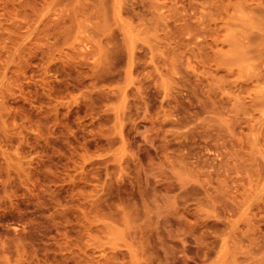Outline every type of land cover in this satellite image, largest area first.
<instances>
[{
  "label": "rangeland",
  "instance_id": "obj_1",
  "mask_svg": "<svg viewBox=\"0 0 264 264\" xmlns=\"http://www.w3.org/2000/svg\"><path fill=\"white\" fill-rule=\"evenodd\" d=\"M0 264H264V0H0Z\"/></svg>",
  "mask_w": 264,
  "mask_h": 264
}]
</instances>
